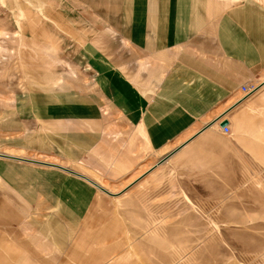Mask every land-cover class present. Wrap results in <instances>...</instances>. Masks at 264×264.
<instances>
[{"label":"rangeland","instance_id":"obj_1","mask_svg":"<svg viewBox=\"0 0 264 264\" xmlns=\"http://www.w3.org/2000/svg\"><path fill=\"white\" fill-rule=\"evenodd\" d=\"M130 1L144 7L152 2L0 0V87L13 100L31 99L0 108L11 112V125L27 136L17 153L3 147L0 153L54 161L116 195L98 190L103 201L94 204L93 215L53 264H264L263 100L250 112L229 116L227 135L213 125L151 176L131 183L223 108L199 106L198 97L183 90L195 89L187 79L150 80L174 65L131 57L132 39L152 44L158 35L140 26L145 13L135 11L131 19ZM114 7L117 18L105 17ZM155 14L164 15L161 8ZM60 104L61 127L40 119ZM152 110L159 122L175 127L169 134L162 127L160 144L148 147L137 125L126 123ZM77 127L79 144L71 141ZM21 165L36 170L20 166L21 178L48 175L49 167ZM29 236L33 246L28 235L23 239L35 248Z\"/></svg>","mask_w":264,"mask_h":264},{"label":"crops","instance_id":"obj_2","mask_svg":"<svg viewBox=\"0 0 264 264\" xmlns=\"http://www.w3.org/2000/svg\"><path fill=\"white\" fill-rule=\"evenodd\" d=\"M151 1L149 7L130 1L133 5L127 11L133 20L137 18L135 11L138 14L145 13L146 21L139 18L140 26L145 27L148 33L151 28L158 35L152 44L132 39L131 57L140 60L145 55L148 58L153 56L159 65L167 68L169 64L174 65L171 72L166 70L160 76H151L150 80H189L188 83L195 85V89L183 88L185 94L197 96L198 105L205 110L214 104H221L223 109L217 113L220 117L234 106L224 116L226 120L235 112H250L259 100L264 101V93L258 92L244 99L241 89L246 84L262 83L259 92L264 90V0ZM160 8L164 14L162 18L155 14ZM116 10L117 7H114L112 14L106 13L104 16L111 15L115 19ZM131 23L135 24L133 21ZM3 91L0 87V108L28 105L31 102L29 98L13 100L6 97ZM194 103H197V99ZM51 109V115H48L47 110L41 112L43 116H39L40 119L51 121L47 123L49 126L61 127L64 119L62 104L58 107L53 105ZM195 114L197 116L199 112ZM1 117L0 147L17 153V149L24 146L26 131L11 125L14 120L10 111L6 113L1 110ZM139 117L137 123L126 124L137 125L148 147L160 144L159 130L162 127L168 130V134L171 133L170 128L175 127L168 119L167 123L159 122L157 110H152L149 115L140 114ZM79 130L77 127L71 137L75 144L82 141ZM84 133L86 135V131ZM88 138L93 139L91 134ZM9 156L0 158V264H53L54 259L69 250V243L77 236L85 219L93 215L94 204L103 201L97 198L99 188L95 181L83 174L55 167H49L48 175L40 180L35 177L21 178L20 166L26 172L36 170L21 165L30 163L15 159L17 156ZM155 170H148L139 178L143 180ZM25 234L31 246L29 235L36 239L35 248L25 243Z\"/></svg>","mask_w":264,"mask_h":264},{"label":"bare ground","instance_id":"obj_3","mask_svg":"<svg viewBox=\"0 0 264 264\" xmlns=\"http://www.w3.org/2000/svg\"><path fill=\"white\" fill-rule=\"evenodd\" d=\"M263 84L262 83H260V84H258V85H256V91H254V92H252V93H250V95H248V96H242L244 99H246V98H248V97H250V96H252V95H254V94H256V92H258L260 89H261V86H262ZM252 94V95H251ZM242 98V99H243ZM232 109H234V106H233V108H231V110ZM230 110V111H231ZM219 118V117H218ZM214 119H216V118H214ZM213 120V119H212ZM212 120H211V122H209V123H212ZM221 120V119H220ZM220 120L219 121H216L215 123H213L209 128H211L213 125L214 126H216V127H218V128H220V130L222 131V129L223 128H221L220 126H219V123H220ZM223 120H226V119H224L223 118ZM228 120V119H227ZM209 123H207V124H209ZM227 126L229 127V121H228V124H227ZM227 126H225V127H227ZM224 127V128H225ZM203 128V127H202ZM202 128H199V129H197V132H195L194 134H192V136L191 137H189L188 139H186V140H184V142H183V144L181 145V146H179V147H177V149H173L175 152L173 153V154H171L163 163H166L171 157H173L175 154H177L181 149H183L186 145H188V144H190L194 139H196L199 135H201L202 133H204V131L205 130H207V129H209V128H206V129H202ZM193 138V139H192ZM3 157H8L9 155H7V154H3L2 155ZM10 156H12V157H14L15 158V156H13V155H10ZM9 156V157H10ZM2 157V158H3ZM15 159H18V160H20V161H23V162H31L30 164H37V165H41V166H44V167H55V168H61V167H59L58 165H56V164H53L54 163V161H53V163H51V161H38V160H33V162L32 161H28V160H26V159H23V158H19V157H16ZM161 165V164H160ZM160 165H155V166H153V168L151 167V169L150 170H153L156 166H160ZM157 167V168H158ZM62 169V168H61ZM58 170H60V169H58ZM63 170V169H62ZM72 172V171H71ZM146 173H147V171H146ZM145 173V174H146ZM142 175H144V174H142ZM75 176V175H74ZM139 176H141V175H139ZM81 177V176H80ZM86 179V178H85ZM138 179H139V177H138ZM137 181V180H136ZM133 182L134 181H132L131 183L133 184ZM132 184H130V186L132 185ZM97 185V184H96ZM98 187V186H97ZM99 189L100 190H102L104 193H106V194H108V196H109V194H111V195H113L114 193H110V192H107L106 190H103V189H101L100 187H99ZM110 195V196H111Z\"/></svg>","mask_w":264,"mask_h":264},{"label":"water","instance_id":"obj_4","mask_svg":"<svg viewBox=\"0 0 264 264\" xmlns=\"http://www.w3.org/2000/svg\"><path fill=\"white\" fill-rule=\"evenodd\" d=\"M252 95V94H251ZM233 107V106H232ZM232 107H230V108H232ZM227 111H229V109L227 110ZM227 113V112H226ZM225 113V114H226ZM225 114H223V115H221L219 118H216V119H213L212 120V123H209V124H206L202 129H206V128H209L213 123H215L216 121H219L220 119V123H219V126L221 127V128H224L225 126H227V124H228V120H223V117H224V115ZM177 149V148H176ZM175 150V149H174ZM172 151V152H170V153H168V155L167 156H165L164 158H162L161 160H159L157 163H156V165H159V164H161V163H163L171 154H173L175 151Z\"/></svg>","mask_w":264,"mask_h":264},{"label":"built area","instance_id":"obj_5","mask_svg":"<svg viewBox=\"0 0 264 264\" xmlns=\"http://www.w3.org/2000/svg\"><path fill=\"white\" fill-rule=\"evenodd\" d=\"M2 13H1V11H0V18L2 17ZM241 89H242V93H243V97L246 95V96H248V95H250V93H252V92H254V91H256V87H255V85H243L242 87H241ZM228 131H229V127L227 126V127H225V128H223L222 129V131H221V133L222 134H225V135H227V133H228ZM4 154V153H3ZM3 154H1L0 153V158H2L3 156Z\"/></svg>","mask_w":264,"mask_h":264}]
</instances>
